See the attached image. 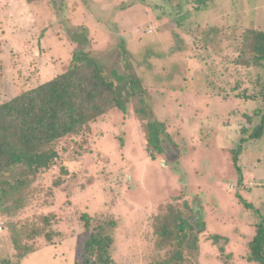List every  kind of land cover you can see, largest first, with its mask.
Returning a JSON list of instances; mask_svg holds the SVG:
<instances>
[{"label":"rangeland","instance_id":"374dc122","mask_svg":"<svg viewBox=\"0 0 264 264\" xmlns=\"http://www.w3.org/2000/svg\"><path fill=\"white\" fill-rule=\"evenodd\" d=\"M245 29L264 31V0H214L201 10L191 0L178 9L165 0H0V104L63 73L76 53L96 60L123 96L122 48L148 89L142 117L134 105L114 110L84 139L59 142L26 208L0 215V264L17 262L12 226L52 214V243L25 241L36 252L20 264H83L85 214L117 222L114 264H150L160 255L153 217L179 197L205 225L199 264H225L220 247L230 264H251L255 210L264 216V137L244 145L241 174L232 150L247 137L243 115L264 107V71L235 63ZM149 122L162 130L156 159L146 150Z\"/></svg>","mask_w":264,"mask_h":264},{"label":"trees","instance_id":"16d2710c","mask_svg":"<svg viewBox=\"0 0 264 264\" xmlns=\"http://www.w3.org/2000/svg\"><path fill=\"white\" fill-rule=\"evenodd\" d=\"M165 1L178 9L185 0ZM212 2L214 0H191L198 10ZM234 40H238L235 63L244 68L264 71V31L245 29ZM121 56L128 88L123 96L118 94L115 84L107 79L104 68L96 60L86 54L76 53L63 73L0 104L1 216L13 218L26 208L32 184L41 172L49 170L58 161L57 145L63 139H84L91 132V126L104 116L114 110L125 115L131 105L136 107V113L142 117L140 107L148 96V89L123 48ZM263 92L261 95L264 97ZM256 118L260 119V123L252 127ZM243 119L249 126L248 129L242 128L243 135L247 137H243L232 150L233 162L239 174L241 169L238 164L246 142L264 137V107L252 114H244ZM161 131L152 122L145 125L146 150L152 159L163 153ZM248 131H251L249 135ZM61 172L68 174L63 167ZM60 182H56L55 186L58 187ZM242 183L243 177L240 175L239 184ZM176 200L182 202L161 207V212L153 217L155 248L160 255L150 264H199L200 236L205 225L198 221L187 200L182 197ZM245 206L252 209L249 203ZM255 213L259 216V222L248 244L247 260L251 264H264V216L258 210ZM54 220L55 215L52 214L39 217L37 223L31 226L28 223L20 229L12 226L11 237L17 262L6 264H20L29 254L36 252L25 241L32 242L44 237L48 243H52L56 234L51 230ZM102 220L87 214L81 217L89 233L83 245V264H114L111 254L114 237L109 230L117 228V222ZM210 240L217 244L221 238L211 236ZM220 252L219 259L230 264L233 255H225L224 247H220Z\"/></svg>","mask_w":264,"mask_h":264}]
</instances>
